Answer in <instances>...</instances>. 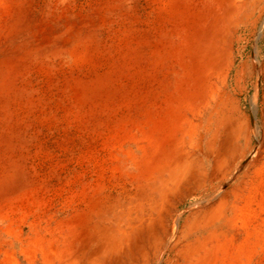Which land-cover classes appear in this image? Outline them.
Masks as SVG:
<instances>
[{
	"label": "bare ground",
	"instance_id": "6f19581e",
	"mask_svg": "<svg viewBox=\"0 0 264 264\" xmlns=\"http://www.w3.org/2000/svg\"><path fill=\"white\" fill-rule=\"evenodd\" d=\"M0 264H264V0H0Z\"/></svg>",
	"mask_w": 264,
	"mask_h": 264
}]
</instances>
